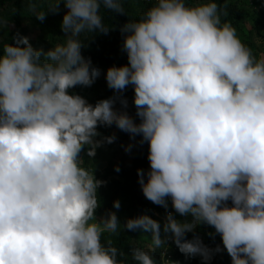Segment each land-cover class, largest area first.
<instances>
[{
    "label": "clouds",
    "instance_id": "9594fccd",
    "mask_svg": "<svg viewBox=\"0 0 264 264\" xmlns=\"http://www.w3.org/2000/svg\"><path fill=\"white\" fill-rule=\"evenodd\" d=\"M125 0H48L28 11L39 21L67 9L65 42L45 52L17 34L0 55V264H124L118 248L101 242L120 230L151 233L154 249L166 246L161 225L148 216L121 225L115 211L97 221V191L106 184L82 166L115 136L96 139L98 127L148 142L144 197L172 207L164 233L186 257L211 258L200 224L215 229L232 264H264V55L239 39L215 0H155L139 20L119 31L128 64L106 72L109 89L134 90L137 124L116 111L113 98L90 104L77 86L91 87L101 70L82 55L83 33L108 34L101 8L126 15ZM228 0H224L226 8ZM0 20V28L5 25ZM119 98V97H117ZM126 108V99L120 100ZM127 150V149H126ZM120 171L119 167L115 169ZM231 201V207L228 202ZM119 200L113 208L119 210ZM216 251H220L219 248ZM164 254V252H163ZM162 256V255H161ZM135 264H157L149 252L131 249Z\"/></svg>",
    "mask_w": 264,
    "mask_h": 264
},
{
    "label": "trees",
    "instance_id": "16d2710c",
    "mask_svg": "<svg viewBox=\"0 0 264 264\" xmlns=\"http://www.w3.org/2000/svg\"><path fill=\"white\" fill-rule=\"evenodd\" d=\"M34 2L37 12L50 7L47 0H34ZM200 2L203 0H186L188 6H195ZM215 2L227 12L226 16L222 15V22L227 21L236 28L239 39L253 51L257 58H259V52L264 54V0H228L226 8L224 0H215ZM154 3L155 0H125L123 6L126 15L101 8L103 22L105 26L111 28L109 33L106 35L83 33L79 37L85 46L81 50L82 55L86 59H91L92 65L101 70V75L91 87L77 86L70 90V94H78L92 105L98 101L113 98L116 100L114 105L116 111H126L135 123H140L136 116L133 87L128 86L122 94L115 93L108 88L105 76L110 67H121L128 64L127 54L122 50L123 35L119 29L129 21L139 20L143 13L154 6ZM28 7L27 0H0V20L6 22L0 28V55L3 54L4 45L14 43L12 38L17 34L28 37L33 47L43 49L45 52L57 44L65 42L62 39L64 33L61 30V24L67 9L63 5L60 6L58 12H47L46 18L42 22L28 11ZM24 20L29 23V29L33 32V36H28V28L23 25ZM254 39H258L262 45L256 47ZM121 99H126V108L121 105ZM97 131L100 136L96 139L115 136V140L110 144L104 143L97 149L95 157L91 160L85 153H81L84 159L82 166L88 169L96 170L98 162L106 160L102 171L94 173L97 179L106 182L97 191L100 207L96 210V219L98 218L99 221L106 216L107 212L115 211L123 225L127 219L148 216L160 223L161 237L166 240L165 247L149 251L157 264H205L200 256L186 257L180 253L171 239L172 234L163 232L167 213L171 212L173 216L175 214L171 199L168 198L166 210L162 206L153 204L143 195L138 182L140 179L138 170H143L144 179L147 182L146 174L150 170L148 142L141 143V136L137 135L133 138L130 134L116 128L115 125L101 126ZM116 167H119V172L115 170ZM117 200L121 204L119 210L113 208V202ZM228 206H232L231 201L228 202ZM191 221L192 217L190 221H181L180 223ZM194 238H199L210 251L211 258L206 264H232L231 257L223 247L221 236L215 233L213 227L207 224L198 225L194 232H189L185 236L186 240ZM109 240L124 254L118 256V259L124 264H135L131 257V249L146 251L147 246L152 245L151 233L139 229L135 231L120 230L118 234L104 233L101 242L107 243ZM217 248L220 251H216ZM163 249L164 254L161 256L160 253Z\"/></svg>",
    "mask_w": 264,
    "mask_h": 264
},
{
    "label": "rangeland",
    "instance_id": "374dc122",
    "mask_svg": "<svg viewBox=\"0 0 264 264\" xmlns=\"http://www.w3.org/2000/svg\"><path fill=\"white\" fill-rule=\"evenodd\" d=\"M23 25H24L25 28H28V32H27L28 36H33V32L29 29L30 26H29V23L27 22V20H24L23 21ZM62 39L65 40V34L62 35ZM254 41H255L256 47H260L262 45V43L258 39H254ZM33 48L38 49L36 47H33ZM262 55H264V54L262 52H259V56L258 57L260 58ZM105 162H106V160H102V161L98 162V168L96 170H94V173L101 172L102 169L105 167ZM173 217L178 222H181V221H185L186 222V221H190L191 220V216L190 215L187 216V217H184V216L179 215L176 212H175V214H174ZM97 221H98V218H97ZM152 249H154L153 246L149 244L147 246V248H146V251L149 252ZM163 252H164V249L161 251L160 255H163Z\"/></svg>",
    "mask_w": 264,
    "mask_h": 264
},
{
    "label": "built area",
    "instance_id": "2783aa9c",
    "mask_svg": "<svg viewBox=\"0 0 264 264\" xmlns=\"http://www.w3.org/2000/svg\"><path fill=\"white\" fill-rule=\"evenodd\" d=\"M263 12H264V7H263Z\"/></svg>",
    "mask_w": 264,
    "mask_h": 264
}]
</instances>
